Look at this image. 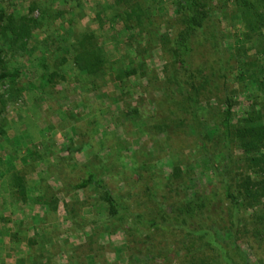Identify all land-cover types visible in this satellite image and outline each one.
<instances>
[{"label": "rangeland", "instance_id": "rangeland-1", "mask_svg": "<svg viewBox=\"0 0 264 264\" xmlns=\"http://www.w3.org/2000/svg\"><path fill=\"white\" fill-rule=\"evenodd\" d=\"M247 1L212 0L229 65L225 78L211 75L209 40L194 56L206 69L202 131L223 116L225 96L232 129L264 131V0L256 23ZM176 29L173 0H0V264H224L200 228L228 264H264V238L233 219L227 200L191 224L170 212L192 181L213 179L187 114L165 98ZM230 152L239 215L264 213V196L242 188L258 178L255 152L237 140ZM97 181L156 226H120Z\"/></svg>", "mask_w": 264, "mask_h": 264}, {"label": "trees", "instance_id": "trees-1", "mask_svg": "<svg viewBox=\"0 0 264 264\" xmlns=\"http://www.w3.org/2000/svg\"><path fill=\"white\" fill-rule=\"evenodd\" d=\"M260 2V1H259ZM241 6H244L241 4ZM257 2L247 1L246 13L251 17V22L256 23L259 15L256 11ZM174 18L177 29L172 35L169 47L170 56L174 63L171 78L165 87L166 100L175 109L187 114L192 131L195 136V144L200 151V158L213 173V179L209 178L204 182L194 180L185 197L178 198L170 212L191 224L197 217L203 214L213 215L218 210L221 199L227 200L232 210L233 219L251 232L253 237L264 238V213H251L248 219L239 215V198L230 188L226 176V169L232 159L230 147L231 142L237 140L238 147L255 152L249 158L251 164L258 171V178L253 180L247 177L243 181L245 196L255 198L264 196V131L256 132L253 128L232 129L230 126L231 104L227 96L224 97L225 109L217 125L201 130V122L198 115V95L204 86L206 73L205 65L194 66V56L209 40L211 53L215 67L211 75L215 78H225L228 70V60L224 56L222 47V36L219 25L212 12V0H173ZM244 12V10H243ZM7 76V73H0V78ZM218 154L221 160L217 164L214 155ZM92 180V175L82 179L74 185V188H82ZM101 189L100 199L105 204L107 215L121 226L123 219H129L131 225H139L143 228H154L156 221L144 220L139 213H128L122 201L121 194H112L102 181L96 182ZM181 216V217H180ZM186 223V224H187ZM205 240L208 247L215 249L224 264L231 263L223 252V247L205 228L196 230ZM235 248L240 251V246L234 240Z\"/></svg>", "mask_w": 264, "mask_h": 264}]
</instances>
